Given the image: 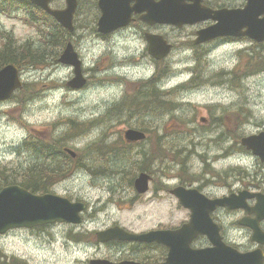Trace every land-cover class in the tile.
<instances>
[{
	"label": "rangeland",
	"instance_id": "374dc122",
	"mask_svg": "<svg viewBox=\"0 0 264 264\" xmlns=\"http://www.w3.org/2000/svg\"><path fill=\"white\" fill-rule=\"evenodd\" d=\"M27 18L32 17L23 15V12H20L18 16H15V13H12L11 16L0 14V28L4 32L12 33L18 42L31 40L35 44L42 36L36 25H29L25 21ZM94 19L93 14L89 21L79 19L78 24L85 23V31L90 33L91 27H95L94 23L91 22ZM31 21L33 23V20ZM79 31L82 34V31ZM168 34L175 44V49L166 60L155 66L150 62L146 44L137 40L134 34L130 36V33L111 38L114 43L92 46L91 42H87L88 45L83 42L82 47L78 50L72 46L81 62L83 76H88L90 79L88 87H83L80 90H72L66 86L67 82L74 77L72 67L53 64L44 70L22 72V82L33 84V90H28L34 91L36 94L30 96L28 100L26 98L22 108L17 107L12 100L0 103L1 171L4 174L5 171L10 174L13 169H25L38 162L35 155L26 151V153L19 152L20 150L16 151L27 136L50 134L58 137V135H64L68 132V137H71V130L65 131V123L68 119L75 117L77 121H80V119L91 116L92 119L94 118V122L99 121L105 117L111 106L120 101L126 102L141 82L164 69L170 71V75L161 84V87L171 92L180 108L176 112L165 114L159 120L154 118L155 114H152L151 120L143 121L142 128L150 131L157 127L156 124H163L162 127L167 128L163 134L173 136L174 139L172 140L176 145L182 147L191 142V146L187 148L191 150V153L189 160L185 162L186 167L184 168L187 169L185 174L193 180L197 172H202L204 183H202L201 192L208 197L216 198L226 195L230 190L240 187V184L243 185V182L260 181V178H263L261 168L264 164L261 165L258 159L255 161V158L239 153L225 156L224 151H220L221 146L223 150L230 146L233 148H231L232 150H237L234 143L237 137L242 138L264 132V73H260L259 68L250 65V49L253 46L245 43L202 48L200 53H204V59L199 66H196L197 61L193 60L191 50L182 40L185 31L180 33L169 32ZM132 36L133 39H131ZM258 49L263 50L264 53V45L256 47L255 50L259 51ZM199 55L195 57L197 60ZM250 72H253V76H240L242 73ZM233 74L242 77L241 79L237 77L240 80L239 88H232L235 86L231 79L234 78ZM225 77L230 79L231 86L228 82L226 83L227 87L218 82ZM114 78L117 80L124 79V82ZM186 87H195V90L187 92L184 90ZM186 104L190 106H185ZM229 104L232 108L227 106ZM213 109L215 110L213 111ZM238 109L240 115H245L247 112L246 117H238L242 124L235 127V131L231 132V138L224 144L213 141L214 135L212 134L226 132L225 129L229 125L225 123L223 128L220 125L219 130L211 133L215 122H217L214 121L210 124L211 119L214 116L218 118L223 114H225L224 117L231 119L233 113L231 110ZM181 110L186 111L182 112ZM174 117H179L175 124ZM202 118L206 120L205 123L200 122ZM75 119L74 121H76ZM120 121L107 124V127H103L101 124V127L95 128L90 127V125L74 127L76 134H81L83 131L84 133L72 144L68 140L67 146L70 148L72 145L74 151H82L90 144L91 147L98 145L103 130L106 131V136H109L107 140L109 143L122 139L124 130L135 128L123 124L122 118ZM78 128L82 129L78 130ZM192 128L197 131L195 135L189 137L180 134L191 133ZM141 132L145 133L144 131ZM159 132L157 133L156 129L149 133L148 137L154 139V135L159 134ZM145 134L147 135V132ZM147 142L149 140L143 146L145 151L149 149L150 154L152 147L149 148ZM104 145L106 144L104 143ZM127 147L131 150L136 146ZM87 156L94 159L96 154L90 152ZM142 157L133 154L130 162H122L120 165H124V169L126 168V172L130 176L135 171L136 166L141 164ZM100 162L102 163L104 160H100ZM150 164V160H145L141 167L149 168ZM207 165L211 166L215 172H219L213 173L211 170L210 175L227 172L230 174L229 178L212 179L210 176L204 175L206 170H210ZM96 166L94 165V168ZM159 168L164 177L155 175L159 178L154 179L149 185V191L140 195L138 199H134V193L124 185V180L120 182L118 177L111 179L94 177V175H84L63 184L60 183L53 190V193L69 200L72 198L74 201L87 204V210L83 217L86 221L85 227L90 231H102L115 225L133 233L177 228L188 220L189 212L184 210L167 191L178 185L175 177H179L182 173L178 171L179 165L170 162H163ZM235 169L243 170V177L246 179L242 181L236 176L235 180H241V183H237L233 188L231 180ZM139 174L136 173L133 180L137 179ZM141 174L149 175L147 172H141ZM158 181L162 182V186L158 187L159 190L165 189L162 193L153 191V184L158 185ZM198 186L199 184L194 185L195 188ZM132 199H134L133 202ZM227 215L229 213L219 211L214 215V219H222ZM225 241L237 249L239 246L236 244L242 242L241 238L237 236L235 238L226 237ZM193 246L196 248L204 247L207 246V242H196ZM58 252L62 253L61 250ZM0 253L2 255L14 253L18 257L31 258L32 261L42 255L37 251V248L33 247L32 241H28L27 235L23 231H16L4 237L0 236ZM93 253L91 250H87L84 254H79V258L90 257Z\"/></svg>",
	"mask_w": 264,
	"mask_h": 264
},
{
	"label": "water",
	"instance_id": "95a60500",
	"mask_svg": "<svg viewBox=\"0 0 264 264\" xmlns=\"http://www.w3.org/2000/svg\"><path fill=\"white\" fill-rule=\"evenodd\" d=\"M190 1L191 4H187ZM201 0H99L101 12L97 30L109 34L125 27L131 13H145L141 20L148 25H193L205 20L217 21L214 25L196 33L195 44H201L220 35L232 34L245 36L256 43L264 42V0H245L242 9L217 11L200 7ZM31 4L50 15L62 28L71 32L72 19L76 10V0H64L63 9H51V0H29ZM133 3V6H130ZM262 16V17H261ZM261 17V18H260ZM243 29H245L243 31ZM148 54L154 59L165 58L171 45L158 35L146 34ZM58 62L73 68L74 77L67 82L70 89H80L85 85L81 71V62L68 43L62 51ZM22 86L21 73L12 64L0 69V102L7 101ZM128 142L143 140L145 135L137 130L128 129L123 133ZM241 144L253 156L264 162V132L241 139ZM72 157L74 152L66 149ZM149 176L139 174L134 180V189L143 194L148 190ZM170 193L179 204L189 211V221L174 230H151L135 234L114 226L96 233L99 242L110 240L137 241L141 243H158L168 250L162 264H263L260 250L240 253L233 247L225 245L219 234L218 226L210 214L217 208L245 210L254 214L256 220H242L241 225L252 228V240L264 244V232L257 225L264 219V195L240 192L219 199H207L195 190L176 187ZM255 199L254 206H247L246 201ZM85 210L83 203H72L67 198L54 194L35 195L19 186H6L0 190V235L14 229H32L45 224L65 222L80 224L81 213ZM199 235L205 236L211 246L204 249H191V242ZM90 264H113L105 260H91ZM119 264H136L121 262Z\"/></svg>",
	"mask_w": 264,
	"mask_h": 264
},
{
	"label": "flooded vegetation",
	"instance_id": "af4514ba",
	"mask_svg": "<svg viewBox=\"0 0 264 264\" xmlns=\"http://www.w3.org/2000/svg\"><path fill=\"white\" fill-rule=\"evenodd\" d=\"M56 1L58 0H51L50 7L52 9H55L54 5ZM60 1L62 2V5H63V0H60ZM98 1L99 0H76L77 5H76V10L73 16V30L74 31L71 34V45L74 46L75 49L77 50L82 47L81 44L83 42H85L86 45H88L87 42H91L90 44L92 46H97L99 44H106V43H114V41L111 40V38H114L116 36H124L125 33H130V36L134 34L137 40L143 41L146 44V47L148 45L147 40H146V34H154V35L161 36L166 41L167 44L171 45V52H172L175 49V44L170 39L168 33L169 32L180 33V32L185 31V36L182 40L185 42L187 47L191 50L192 57H194L193 60L197 61L196 66H199L202 60L204 59V53H200L203 50L202 48L227 46L228 44L237 45V44L246 43V44H249V46L255 44V42L252 43L251 40H249L246 37L235 36L232 34L220 35L204 43L195 44L194 42L196 39V33L199 30L206 29L214 25L215 23H217V21L205 20L200 23H195V25L182 26L180 28L174 27L172 25H160V24L148 25L144 21L141 20V17L145 14L144 12L143 13H134V12L131 13V18H130L129 23L125 27L117 29L112 33L102 34L97 30L96 25L95 27H91L90 33H87L85 31V23L79 25L78 20L81 19L83 21H89L91 19V16L94 14L95 19L93 20V22H95L96 24V20L97 18H99L101 14L99 6H98ZM155 1H158V0H155ZM186 3L190 4V2H187V1ZM245 3H246L245 0H201L200 7L208 9V10H212V11H217L221 9L236 10V9H242L245 6ZM130 6H133V3H130ZM32 11L38 12V14L36 15L37 18L35 22L36 23L43 22L44 20L43 14L45 13L39 8H36L34 6H32ZM26 16L29 17L28 14H26ZM79 30L82 31V34H80ZM85 37L87 38L83 39ZM131 39H133V36L131 37ZM86 40H91V41H86ZM256 47H260V46L256 45ZM198 55H199V58L197 60L195 57H197ZM166 59L167 58H165L164 60ZM164 60L157 61V60L150 58V62L154 66L161 63ZM114 79H117V78H114ZM85 80H86L85 87H88L89 82H90L89 77L85 76ZM119 80L121 82H124L123 79H119ZM218 82L223 83L224 85H226V83L228 82L230 85V79L228 77H225L222 80H218ZM222 91L227 92L224 90ZM222 106H224V104H222ZM227 106L229 108H232L231 104ZM231 111L233 112L231 115L233 118V121H232V118L229 119V118L224 117L225 114H223L222 116L218 118L214 116L215 121H217L215 122V125H214L215 130H219L220 125L223 128L225 123L229 125V127L225 129L226 132L222 131L221 133L216 134L215 139L225 140V137H226V139L229 140L231 138V132L232 133L234 132L236 123L241 122L238 120V117L242 115H240L236 110L235 111L231 110ZM73 118L75 119V117H71V144L75 142V140L77 141L78 138H81V136L84 133L83 131L81 134H78V133L76 134L73 128L75 127V125L73 124L74 122L78 123V127H86L90 125L91 122H94L93 120L94 118L92 119L91 116L86 117L84 119H80V121H77L76 119H75L76 121H74ZM220 120L222 121L220 122ZM80 129L82 128H78V130ZM125 144L128 146L134 147L135 145H138L139 143L125 142ZM150 147H152L150 154L154 156L155 155V140L154 139H151ZM231 148H232L231 146L225 148L224 152L230 155L232 153H235L236 150H232L233 148L232 149ZM70 149L71 151L74 152L75 157H72V156L70 157L68 155L71 158V176H72L70 177L69 180H73L74 178H80L81 176H84V175H90V176L94 175L93 173L95 169L91 167L89 168L87 166L84 168L85 158L88 157L87 155L88 153H90V150L92 149L91 144L85 147V149L82 151L81 150L74 151V148L72 145ZM80 157H83V159H81ZM78 159L84 160L83 166L81 165V163H79L80 161ZM154 163L155 161L151 162L153 169H154ZM260 163L261 165L264 164L262 162ZM238 170L241 172V176L239 177V179H241L242 181H245L246 178L243 177L244 171L241 169H238ZM17 171L23 172L27 175L33 172L48 173L50 170L48 168L32 169L28 167L25 169H17ZM261 173L263 174V178H260L261 179L260 181L243 182V185L240 184V187H238L237 189L230 190L227 194L238 193L239 191H247V192H253V193H260L264 195V166L261 168ZM149 176H150V183H152L154 179L159 178V177H155L154 172H152L151 175L149 174ZM175 178H177V181H178V185L175 187L180 186L185 189H196L199 193L203 194L201 192V188L203 186L202 183H204L202 172H197L193 180H186L182 174L179 177H175ZM235 178L236 176H233L231 180L233 188L235 187L237 183H241V180H237V179L235 180ZM22 181H25V180H22ZM60 183H62V181L56 180L52 188L50 189V191L54 192L53 190ZM161 183L162 182L158 181V185L153 184L154 192L162 193L163 191H165V189L163 188H161V191L159 190L158 187L162 186ZM195 184H199L198 188L194 187ZM20 187L24 188L23 186H20ZM169 191L167 192L169 193ZM208 198H212V197H208ZM71 201L74 202L72 198H71ZM246 203H247V206L252 207L255 204V199L248 200ZM84 204L87 209V204L86 203ZM224 212H227V211L225 210ZM229 212H230L229 215L224 216L222 219L215 220L217 224H219L220 226V233L223 239H225L226 237L235 238V236H237L238 238H241V241H242L241 244H236L237 246H239L238 247L239 252L248 253V252L260 249L263 255V262H264V245L259 246L255 244V242H253L252 240V235H253L252 228L243 226L240 224L242 220L254 221L256 220V216L254 214L248 215L245 210L244 211L243 210L229 211ZM85 223H86L85 220H83L82 223L79 225H72V224L64 223V222H55L52 224H45L42 226H37L32 229L10 230L6 234L2 235L1 237L7 236L16 231H23L27 235L28 241H32L33 247L37 248V251L41 253L42 255L36 257L34 261H32L31 258H25L22 256L18 257L14 253H4V255L0 253V264H90V261L93 259L106 260L108 262L115 263V264L126 262V261L134 262L136 264H161L165 260L167 249L161 244L126 242V241H119V240L99 242L97 240L96 231L94 232V231H90L89 229L87 230L85 227ZM257 227L261 232H264V219L259 222ZM59 250H61L62 253H59L58 252ZM87 250H91L94 253L90 257H85L84 259L79 258V254L81 253L84 254V252Z\"/></svg>",
	"mask_w": 264,
	"mask_h": 264
},
{
	"label": "trees",
	"instance_id": "16d2710c",
	"mask_svg": "<svg viewBox=\"0 0 264 264\" xmlns=\"http://www.w3.org/2000/svg\"><path fill=\"white\" fill-rule=\"evenodd\" d=\"M20 12H23V15L28 14L29 17H32L30 19L33 20V23L28 18V21L26 19L25 21L29 25H36L42 38L38 42H35V44L31 40L18 42L14 39L12 33L4 32L0 28V69L5 65L12 64L16 66L21 73H24L28 70H44L53 64H58V58L62 53V50L68 42H71L70 33L61 28L50 16L46 14H43V22L36 23L35 20L38 12L32 11V5L28 2V0H0V14L11 16L12 13H15V16H18ZM255 49V46L251 48L250 65L252 64L254 68H259V72L264 73L263 50L258 49L259 51H256ZM168 72V70L163 69L161 74L141 82L134 93L128 97L126 102L120 101L119 103H116L107 110L104 118L90 123V127L92 128L101 127V125H103V127H107V124L121 122L120 119L122 118L123 124L134 127L137 130L144 131L145 133L147 132L146 137H148V135H150L149 133L152 131L157 129L158 133L160 129H162V132L160 131L159 134L154 135L155 155L152 156L149 154V149L148 151H145L143 146L146 143L145 141L141 145L138 144L137 146L139 147L135 151H131L127 146H125L126 144L123 139H118L115 142L109 143L107 141L109 136H106V131L103 130L99 144L92 146V152L96 154L94 159H91L90 157L85 158V164L84 160L78 159L82 166L84 164V168L89 166V168L91 167L97 170L93 173L94 177H107L111 179L118 177L120 182H123L124 180V185L134 192L133 179L136 176V173H139L140 171H149L148 167L144 168L141 167V165L144 164L145 160H150L151 162L155 161L157 165L155 168L156 171H160L159 166L163 162H170L171 164L179 165L180 168L178 171L182 173L186 180H191V178L185 174L187 169L184 168L186 167L185 162L189 160V155L191 153V150L187 149L191 146V142L190 144L182 147H180V145H176L174 140H172L174 139L173 136L163 134V131H167L166 127H162L163 124L158 125L155 123L157 127L152 128L150 131H146L142 128L144 125L143 121L151 120L153 118L152 114H155L154 118L159 120L165 114H169L174 111L176 112L179 110L178 108H180L177 107L178 103L175 101L171 92L166 91L161 87V84L167 79L166 76L169 75ZM237 77L240 78L238 74L234 77L235 86H238ZM32 87L33 84L31 83H23L22 87L11 96L10 100H12L17 107L22 108L25 104L26 98L28 100L30 96L36 94L34 91H29L33 90ZM181 111L185 112L186 110ZM178 118L179 117H174V124L177 122ZM133 120H135V122H133ZM214 121L215 118H212L210 123H213ZM73 124L75 127L78 126L77 122H74ZM237 124L238 123H236V125ZM70 130L71 119H68L65 123V131ZM192 130L193 131L191 133L188 132V134H180L182 136L190 137L195 135V132H197L195 128H192ZM68 134L69 133L67 132L64 133V135H58V137H54L50 134L40 136L29 135L28 138L23 141L21 146L16 149V151L20 150L19 152L23 153L29 152L36 156L38 162L33 164L30 168H48L50 171L48 173L33 172L26 175L23 172H18L17 168L11 170L10 174L6 173V171L4 174L1 171L2 169H0V190L3 187L21 182L18 185L23 186L26 190L28 189L31 193L43 195L51 192L50 189L56 180L65 181L69 179L71 177V158L64 152V150L69 147L67 146V143L69 142L68 140L71 142V137H68ZM170 134L173 135V133ZM169 138H171V140H168ZM236 139H239V137ZM147 140L151 142L150 137H148ZM104 143L106 145H104ZM147 144L149 145V142H147ZM240 150L243 151L241 148ZM133 154H136L138 157H143L141 164H138L135 171L129 176L126 172V168L124 169L123 167L124 165L120 164L122 162H130V158H132ZM80 158L83 159V157ZM100 160H104V162L101 163ZM94 165H97L96 168H94ZM207 168L210 170H206L204 175L210 176L212 179H228L230 176L227 172L210 175L211 170L213 173L219 172H215L209 165H207ZM233 172L234 176H241V172L238 169L233 170ZM134 197L137 198V196Z\"/></svg>",
	"mask_w": 264,
	"mask_h": 264
},
{
	"label": "bare ground",
	"instance_id": "6f19581e",
	"mask_svg": "<svg viewBox=\"0 0 264 264\" xmlns=\"http://www.w3.org/2000/svg\"><path fill=\"white\" fill-rule=\"evenodd\" d=\"M169 73V75H170V71L168 72ZM169 75L168 76H166L167 78L169 77ZM234 77H235V74H234ZM242 77H240L239 79H241ZM232 79V81H233V83H234V78H231ZM117 80V79H116ZM124 80V79H123ZM117 81H120L119 79L117 80ZM121 82V81H120ZM238 82V86H233L232 88H239L240 86H239V84H240V80H238L237 81ZM123 83V82H122ZM195 87H186L184 90L185 91H194L195 89H194ZM177 107H179V106H177ZM92 150L93 149H91L90 150V152L92 153ZM94 153V152H93ZM155 165H156V163H154V169L152 168V165L150 164L149 165V171H147V173L148 174H152V172H154V175H160V176H164V175H162L159 171H156V169H155Z\"/></svg>",
	"mask_w": 264,
	"mask_h": 264
}]
</instances>
